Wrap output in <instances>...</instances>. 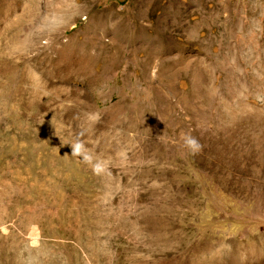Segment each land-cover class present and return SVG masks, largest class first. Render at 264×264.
<instances>
[{
	"label": "rangeland",
	"instance_id": "rangeland-1",
	"mask_svg": "<svg viewBox=\"0 0 264 264\" xmlns=\"http://www.w3.org/2000/svg\"><path fill=\"white\" fill-rule=\"evenodd\" d=\"M0 264H264V0H0Z\"/></svg>",
	"mask_w": 264,
	"mask_h": 264
},
{
	"label": "clouds",
	"instance_id": "clouds-1",
	"mask_svg": "<svg viewBox=\"0 0 264 264\" xmlns=\"http://www.w3.org/2000/svg\"><path fill=\"white\" fill-rule=\"evenodd\" d=\"M181 140L183 141V147L193 154L200 152L203 146L200 144L199 140L188 133L181 134ZM80 145L76 146V150L79 151Z\"/></svg>",
	"mask_w": 264,
	"mask_h": 264
},
{
	"label": "bare ground",
	"instance_id": "bare-ground-1",
	"mask_svg": "<svg viewBox=\"0 0 264 264\" xmlns=\"http://www.w3.org/2000/svg\"><path fill=\"white\" fill-rule=\"evenodd\" d=\"M162 36V35H161ZM156 37V36H155ZM159 38V37H158ZM153 39V38H152ZM156 39V38H155ZM101 41V40H100ZM154 41V40H153ZM153 41H151V42H153ZM98 44V43H97ZM117 44V43H116ZM100 46V45H99ZM155 47V46H154ZM159 48H161V47H159ZM85 49V48H84ZM108 49H110V48H106V47H102L101 49H99L98 48V51L101 53V54H103V58H104V61H105V63H111L112 62V59H113V53H112V55H111V52L109 53V50ZM151 50V49H150ZM160 50V49H159ZM84 52V51H83ZM120 52V51H119ZM117 54V53H116ZM119 56V55H118ZM91 57V56H90ZM90 59V58H89ZM115 59V58H114ZM92 60H86V63H90ZM100 61V60H99ZM114 61V60H113ZM96 63V62H95ZM98 63V62H97ZM95 65V64H94Z\"/></svg>",
	"mask_w": 264,
	"mask_h": 264
}]
</instances>
